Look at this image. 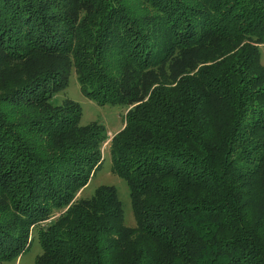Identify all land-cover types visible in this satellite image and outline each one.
I'll list each match as a JSON object with an SVG mask.
<instances>
[{
	"label": "trees",
	"instance_id": "16d2710c",
	"mask_svg": "<svg viewBox=\"0 0 264 264\" xmlns=\"http://www.w3.org/2000/svg\"><path fill=\"white\" fill-rule=\"evenodd\" d=\"M264 0H0V264H264ZM121 105L113 186L77 199ZM56 215L54 217L53 215Z\"/></svg>",
	"mask_w": 264,
	"mask_h": 264
},
{
	"label": "rangeland",
	"instance_id": "374dc122",
	"mask_svg": "<svg viewBox=\"0 0 264 264\" xmlns=\"http://www.w3.org/2000/svg\"><path fill=\"white\" fill-rule=\"evenodd\" d=\"M262 48V47H261ZM261 64L264 66V48L261 49ZM64 101L76 103L81 110V124L96 123L105 131L106 140L101 146V164L99 169L90 178L88 184L76 195L77 199L90 197L96 188L101 185L113 186L122 206L124 214V225L135 227L132 214L129 190L125 181L111 172L109 145L112 137L116 135L123 126V116L126 109L121 105H99L87 98L79 88L74 72L69 77V86L57 92L53 103L61 106ZM54 217L57 214L53 215ZM30 247L16 261L4 262L2 264H34L35 258L41 254V248L36 236V228L31 230Z\"/></svg>",
	"mask_w": 264,
	"mask_h": 264
}]
</instances>
